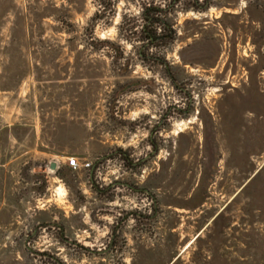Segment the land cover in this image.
Masks as SVG:
<instances>
[{
    "label": "rangeland",
    "instance_id": "374dc122",
    "mask_svg": "<svg viewBox=\"0 0 264 264\" xmlns=\"http://www.w3.org/2000/svg\"><path fill=\"white\" fill-rule=\"evenodd\" d=\"M97 1L0 0V264H264V0H180L166 68Z\"/></svg>",
    "mask_w": 264,
    "mask_h": 264
},
{
    "label": "trees",
    "instance_id": "16d2710c",
    "mask_svg": "<svg viewBox=\"0 0 264 264\" xmlns=\"http://www.w3.org/2000/svg\"><path fill=\"white\" fill-rule=\"evenodd\" d=\"M115 1L116 0L97 1L99 9L94 13L91 19L92 28L93 24L99 18V15L107 12L110 13V16L114 15L113 6ZM179 1L180 0H170L168 3L161 4L160 0H134V3H136V6L139 9L138 14H123L121 16L119 27L124 31L121 34V38L126 42H130L132 46L131 48L137 51L141 57L152 59L158 65L166 68L169 65L162 50L168 48L170 44L178 39L175 27L176 18L174 15V7ZM194 1L195 4L191 6V8L197 11L206 10V7L201 8L202 6L199 4V0ZM137 40H142L144 45L138 46L136 44ZM92 43V49L94 50L105 46L106 48L114 50L118 54H121L122 51H124L120 44L107 39L100 40L93 36ZM150 48L156 49V53L148 57L146 51ZM57 173L60 178H64V174Z\"/></svg>",
    "mask_w": 264,
    "mask_h": 264
},
{
    "label": "built area",
    "instance_id": "2783aa9c",
    "mask_svg": "<svg viewBox=\"0 0 264 264\" xmlns=\"http://www.w3.org/2000/svg\"><path fill=\"white\" fill-rule=\"evenodd\" d=\"M90 165H91V164L88 163V162H86V163H84V164H79L78 161H77V159L74 158V157H70V158H68V166H69L71 169H73V170H77V169H79L80 167L85 168V169H88V168H90Z\"/></svg>",
    "mask_w": 264,
    "mask_h": 264
},
{
    "label": "water",
    "instance_id": "95a60500",
    "mask_svg": "<svg viewBox=\"0 0 264 264\" xmlns=\"http://www.w3.org/2000/svg\"><path fill=\"white\" fill-rule=\"evenodd\" d=\"M50 168L53 169V170H55V169H56V164H55L54 162L51 163V164H50Z\"/></svg>",
    "mask_w": 264,
    "mask_h": 264
}]
</instances>
